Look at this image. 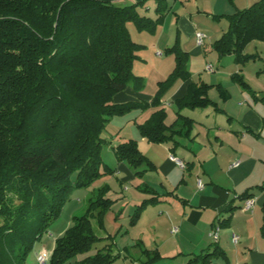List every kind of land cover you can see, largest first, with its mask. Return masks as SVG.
I'll list each match as a JSON object with an SVG mask.
<instances>
[{
	"label": "trees",
	"instance_id": "16d2710c",
	"mask_svg": "<svg viewBox=\"0 0 264 264\" xmlns=\"http://www.w3.org/2000/svg\"><path fill=\"white\" fill-rule=\"evenodd\" d=\"M118 1L0 0V264H29L35 243L60 216L71 192L115 173L102 158L106 143L102 134L112 118L159 108L178 80L190 78L189 53L176 44L165 51L175 54V67L158 82L152 101L115 103V95L130 85L137 90L146 85L145 77L133 71L144 45L133 41L128 23L155 34L170 10L167 0H154L156 18H152L139 12L147 0L124 6ZM227 17L229 28L215 41L213 50L245 64L250 59L244 54L247 44L264 41V0ZM232 80L250 91L239 73ZM212 87L190 83L187 95L175 101L178 110L213 107L222 112L208 96ZM217 88L227 100V91L221 85ZM166 117L165 109L155 111L138 125L142 136L157 144H177L176 137H190L193 119L178 112L174 123L167 125ZM115 155L137 171V176L154 169L136 140L117 145ZM140 189L154 193L148 187ZM109 191L107 184L99 187L87 212L74 217L73 225L57 239L50 264H63L87 253L103 239L110 243L74 264H113L122 257L113 252L115 236L98 237L92 225L96 219L99 228L105 227V216L113 205ZM251 197L248 191L241 195L243 200ZM155 201L144 200L132 215L131 225ZM235 209L229 208V217L217 219L213 227L229 221ZM212 245L193 254L187 264L228 259L217 242ZM142 257L146 258L141 264H158L163 259L158 250L146 248Z\"/></svg>",
	"mask_w": 264,
	"mask_h": 264
},
{
	"label": "crops",
	"instance_id": "0c3cea01",
	"mask_svg": "<svg viewBox=\"0 0 264 264\" xmlns=\"http://www.w3.org/2000/svg\"><path fill=\"white\" fill-rule=\"evenodd\" d=\"M119 1L133 4L141 0ZM157 32L152 35H157ZM196 44L197 47L202 46L198 42ZM188 53L190 58L193 53ZM158 55L162 53L158 52ZM205 70L208 71L205 75L202 74L203 69L196 73L189 70L190 78L178 80L174 84L179 83L178 86L173 85L167 91L159 108L151 107L128 113L131 115L129 122L133 120L134 130L122 142L136 140L139 150L151 161L154 169L146 168L147 171L142 176H137V171L126 161L117 160L113 176L119 180L124 197L119 202V213L116 217L119 228L114 235V245H119L115 241L116 236L124 228L120 218L125 211V205H131L128 207L133 208V215L144 200L156 198L157 201L146 207L138 222L130 225L136 232V237L132 241L130 239L131 243H127L129 241L125 237L121 239L126 242L122 245L124 249L139 248L136 246L139 244L149 250L162 252L167 246H171L174 250L187 251L189 255H193L211 248L215 242L223 250L225 244L232 242L233 245L242 244L246 250L249 249L252 264H257L259 260H264V189H258L259 186H264V87L256 91L249 84L250 91L245 90L232 82L233 80L223 81L222 76L216 74L215 68L209 71L206 66ZM240 70L238 65L228 75L240 73ZM195 74L199 76L198 79ZM201 82L213 86L208 96L217 103L222 112H217L213 107L178 110L175 101L187 95L190 83ZM218 85L229 94L227 100L222 98ZM157 90L158 85L153 94H146L145 88L137 90L131 85L117 93L114 101L118 104L130 101L150 102ZM166 100H170L172 104ZM172 105L176 110L168 123ZM161 108L167 113V125L174 123L178 112L193 119L194 126L190 137H176L177 144L173 141L157 144L142 136L138 125L144 124ZM186 111H189L187 115ZM199 180L202 181V188L198 185ZM140 186L148 187L154 193L144 192ZM246 191L252 193L251 199L255 201L251 209L246 208L247 200L241 198ZM131 192L134 193L133 197L129 195ZM232 206L236 209L231 219L224 225L218 224L221 234L219 233L217 240L213 239L210 234L214 222L219 218L225 220L229 217L227 211ZM175 228L177 231L173 232ZM129 232L130 229L125 231L126 237ZM234 235L239 237L238 242L234 241ZM243 253L245 256L248 254ZM240 259L238 257L239 263ZM244 260L249 259L245 257Z\"/></svg>",
	"mask_w": 264,
	"mask_h": 264
},
{
	"label": "rangeland",
	"instance_id": "374dc122",
	"mask_svg": "<svg viewBox=\"0 0 264 264\" xmlns=\"http://www.w3.org/2000/svg\"><path fill=\"white\" fill-rule=\"evenodd\" d=\"M259 1L261 0H167L170 10L164 22L160 25L157 35H152L147 31H139L133 23H128L133 41L144 45L143 49L138 52L139 59L136 60L133 71L135 75L145 77L146 94H153L158 82L164 81L173 71L176 63L175 54H166L165 51L176 44L179 45L181 50L193 53L188 62V69L192 73L203 69L202 74L205 75L208 72L205 70L206 66L212 64L216 74H220L223 81H230L232 76L231 74L229 76L228 73H233L239 65L241 70L238 73L244 80L254 90H261L264 87V41L255 40L247 44L244 54L249 56L250 59L245 64H238L233 55L221 56L213 50L215 41L221 38L229 28L227 16L234 14L238 10L250 7ZM131 3L117 2L121 6L130 5ZM156 6L157 4L154 0H147L144 7L139 8V12L142 15L156 18ZM198 31L207 36L204 44L200 47H197L196 44ZM158 52H161L162 55H158ZM194 76L196 79L199 77L197 74ZM178 84L174 86H178ZM217 92L216 94H218ZM166 101L172 104L170 100ZM175 110L176 108L172 105L168 123L174 117ZM188 113L189 111H186V115ZM129 120H131L130 114L112 118L102 134V137L106 140L102 149V158L104 163L112 169H115L118 164L115 147L123 143L124 139H128L133 132L132 130H134L133 120L130 122ZM105 184L112 188L108 192L107 197L113 200V205L105 216V227L103 229L99 228L96 219H92V225L98 237L106 238L109 235L114 236L117 234L119 226L117 227L116 221L119 220L116 217L119 213L120 198L124 197V193L119 187L117 177L108 174L97 180L90 187L76 188L71 192L61 210L60 216L50 225L42 238L35 243L27 259L29 264H39L38 256L44 252L49 256L50 264V258L57 239L63 237L73 225L75 216H82L87 212L91 199L97 195V189ZM132 192L129 194L130 196L134 194ZM125 206V211L120 218L124 228L116 236L115 241H118L119 245L116 243L113 248L114 254L120 253L122 257L117 259L114 264H141L146 258L142 257V249H149L148 247L136 245L139 248H130L126 251L122 246L126 243L121 240L123 237L126 238V241H129L127 243H131L130 239L132 241L136 237V232L130 227L133 208L128 207L131 205L126 204ZM129 229L130 232L126 237L125 231ZM108 243H110V240L103 239L95 243L87 253L77 254L63 264H74L88 256H92L98 250L106 247ZM224 247L228 259H215L214 264H252V257L248 253L249 249L246 250L242 244L233 245L230 242L225 244ZM242 251L248 254L245 256ZM158 252L163 257L158 264H187L192 256L187 251L174 250L171 246H167L162 252L158 250ZM238 253L240 254L239 256L237 255ZM167 255L169 257H165ZM238 257H241L240 263L238 262ZM245 257L249 260H244ZM257 264H264V260H259Z\"/></svg>",
	"mask_w": 264,
	"mask_h": 264
},
{
	"label": "built area",
	"instance_id": "2783aa9c",
	"mask_svg": "<svg viewBox=\"0 0 264 264\" xmlns=\"http://www.w3.org/2000/svg\"><path fill=\"white\" fill-rule=\"evenodd\" d=\"M196 35H197V42H198V44L199 45H203L207 36L204 33H202V32H197ZM213 68L214 67H213L212 64H208L207 65V70L213 71ZM177 161H178V163L181 166H184L183 163L180 160H177ZM198 185H199L200 188L203 187V184H202V181L201 180H199ZM254 204H255V201L253 199H248L246 201V208L247 209H251L254 206ZM220 230H221V227L219 225H216L212 229V231H211V234H210L211 237L213 239L217 240L218 237H219ZM176 231H177V228H175L173 230V232H176ZM233 239H234L235 242H238L239 237L237 235H234L233 236ZM38 263L39 264H48L49 263V256L47 255V253L44 252V253L39 254V256H38Z\"/></svg>",
	"mask_w": 264,
	"mask_h": 264
}]
</instances>
